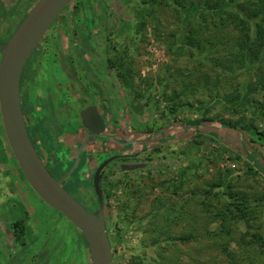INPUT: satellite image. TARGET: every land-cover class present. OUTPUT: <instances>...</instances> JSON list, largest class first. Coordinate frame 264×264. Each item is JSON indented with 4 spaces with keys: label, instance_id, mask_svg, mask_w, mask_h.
<instances>
[{
    "label": "rangeland",
    "instance_id": "374dc122",
    "mask_svg": "<svg viewBox=\"0 0 264 264\" xmlns=\"http://www.w3.org/2000/svg\"><path fill=\"white\" fill-rule=\"evenodd\" d=\"M0 1L3 2L0 8V43H7L32 9V5L24 6L30 0ZM37 1L34 0L33 3L36 4ZM143 1L145 0H74L69 5L72 10L70 11L68 6L51 28L56 24L55 27L50 28L51 33L48 32L45 37L51 47L62 48L64 52H68V16H89L94 8L97 13H102V4H105L117 21L115 37L110 45L119 50L117 67L121 95L113 96L112 90L106 88L111 78L106 52H100L99 60L91 58L75 63L77 80L84 77L93 82H85L87 93L91 95L90 99H95L98 103L106 99L108 104L118 106L116 114L122 118L118 135L127 140L144 142L126 151L127 155H137L125 163L111 167L104 181L108 233L113 250L112 264H156L154 260L157 254L166 246V262L227 264L228 259L220 248L223 242L214 237L213 232L216 231L217 224L202 211L200 204L203 197L199 194L208 190L209 184L219 181L220 178L233 181L234 187L245 190L251 196L264 190L262 179L247 173L245 159H235L239 152L240 136L219 124L223 120L236 121L243 112L240 110L239 114H233L229 109L233 104H225L224 98L208 102L205 109L196 103L193 106L174 108L175 104H180V99L170 98L174 87L177 91L181 90L180 82L184 77L179 76V83L172 84L169 88H165L166 82H160V79L164 80L167 66L183 70L187 65L191 66L193 60L188 61V64L183 59L176 64L171 61L163 41L168 40V36L173 32H178L175 12L171 8L160 7L159 11L153 14L154 21L159 23L156 27L149 17V11L142 6ZM11 12L15 14L10 18L8 16ZM145 20V28L137 33L138 26ZM96 29L99 34L96 38L92 37L91 44L89 45V41L84 42L86 50H92V47L96 46L95 40L98 41V47H103L105 34L100 38L101 29ZM155 29L161 33L163 41L156 39ZM100 54L98 53V56ZM76 64H81L80 69ZM128 68L132 70V75L128 73ZM52 71L54 68H51ZM122 74L128 78L130 87L125 85L127 78H122ZM60 77L59 73L52 72L51 82L63 84ZM253 78L252 74H247L238 81L250 82ZM189 80L194 81L192 78ZM115 89L114 91L118 92V87ZM100 92L108 98H101ZM73 95H76V92L73 91ZM202 96L206 98L208 92ZM200 97L198 94L196 98L191 97L190 101L194 103L195 100H201ZM247 99L244 98L243 102ZM84 102L88 103L87 100ZM74 104L72 102L73 106ZM238 108L243 109L241 106ZM205 110L208 114L204 113ZM204 117L217 119L205 122ZM33 122L34 116L30 115L29 125ZM198 122H204L199 130L196 128ZM257 124L262 125L260 122ZM191 126L195 128L190 129ZM37 129L40 133L36 148L38 152L42 151V157H45V153L50 154L51 148L62 155V146L57 144L56 134L47 127V122L40 121L36 131ZM62 139L67 153L73 156L78 146L76 138L67 136ZM108 143L107 140H98L96 145L106 146ZM96 145L88 150H95ZM249 147L259 149L264 155L262 143L261 146L250 143ZM111 150L116 151L119 148L112 146ZM46 161L47 158L44 160L47 164L49 160ZM70 167V163L56 167L54 175L59 178L67 173ZM16 168L6 152L0 124V247L6 242L10 245L11 239L6 241L4 238L8 224L24 220L27 225V240L36 239L37 247L42 245L40 241L43 236H48L43 245L59 256L53 257L49 264H89L90 258L85 248L80 246L76 230L71 227V232L66 231L65 239H61L69 221L45 204L29 188ZM77 173L72 177L71 186H65L66 191L90 209L94 189L79 172ZM213 204L217 202L213 201ZM260 224L264 226V217L260 218ZM248 228L249 225L244 224L240 230L245 231ZM166 232L171 240L184 236H192V240L187 243L165 242L167 237L160 239L159 235ZM11 245L13 246V241ZM234 250H237V246L232 243L229 251ZM0 255V263L5 264L6 253ZM30 256L31 252L28 257ZM250 256L254 258L256 251L250 253ZM17 264L31 262L29 259L20 262L17 260Z\"/></svg>",
    "mask_w": 264,
    "mask_h": 264
},
{
    "label": "trees",
    "instance_id": "16d2710c",
    "mask_svg": "<svg viewBox=\"0 0 264 264\" xmlns=\"http://www.w3.org/2000/svg\"><path fill=\"white\" fill-rule=\"evenodd\" d=\"M33 1L30 0L24 6L33 7ZM0 2L2 8L3 2ZM142 6L149 11V17L153 21V14L159 11L160 7L171 8L175 12L178 32H173L168 36V40L163 41V36L155 29L156 39L165 43L173 63L183 59L188 64V61L193 60L191 66L187 65L183 70L167 66L164 80L159 78L160 82H166L165 88H169L172 84L179 83V76L184 77L180 82L181 90L177 91L174 87L170 98L180 99V104H175L174 108L193 106L195 103L204 108L208 107V102L224 98L225 104H233L232 108L228 107L233 114H239L242 110L243 115L238 120H223L219 124L240 136L239 152L235 159L244 158L247 173L260 177L264 182V155L259 149L249 147L250 143L257 146L262 143L264 146V0H145ZM13 12L8 17L11 18L15 14ZM154 22L158 27L159 23ZM146 24V20L141 22L137 33L143 31ZM127 71L129 74L133 73L130 68ZM247 74H252L254 80L238 81ZM122 76L127 78L124 74ZM190 78L194 81L189 80ZM125 85L131 86L128 78L125 79ZM207 92L208 96L202 98ZM198 94L201 95V100L192 103L191 97L196 98ZM164 95L166 97V92ZM244 98H248L245 103ZM239 106L243 109H239ZM204 113L208 114L207 110ZM216 119L204 117L203 121ZM259 122L261 126H258ZM202 123L204 122L197 123L198 130ZM0 124L6 152L17 167L18 174L26 182L6 140L1 114ZM192 128L195 126L190 129ZM29 133L31 141L34 142L31 128ZM38 154L42 158L39 152ZM64 161L57 150L51 148V166H62L67 162ZM73 163L74 160L70 164ZM26 184L28 185L27 182ZM208 187V190L199 194L203 197L200 206L206 216L217 224L213 233L216 239L218 237L223 242L220 248L228 259L227 264H264V226L260 224V218L264 217V190L251 196L245 190L234 187L233 181H225L223 178ZM93 195L92 199L97 204L96 193ZM213 201L217 204H213ZM244 224H248L249 228L241 231ZM71 225L76 230L80 246L85 248L90 258L91 250L86 238L72 223ZM160 237H167L165 242L172 243H187L192 240V236L171 240L167 232L160 234ZM232 243L237 246V250L229 251ZM254 251L256 256L252 258L250 253ZM167 252V246L162 248L154 262L183 264L166 262Z\"/></svg>",
    "mask_w": 264,
    "mask_h": 264
},
{
    "label": "flooded vegetation",
    "instance_id": "af4514ba",
    "mask_svg": "<svg viewBox=\"0 0 264 264\" xmlns=\"http://www.w3.org/2000/svg\"><path fill=\"white\" fill-rule=\"evenodd\" d=\"M102 5V13H97L94 8L91 10L92 14L89 16H80L79 18L74 15L68 16L67 28L69 27V31L66 32L68 33V52H64V49L62 48L59 49L57 47H51V43L46 42L45 39L43 40L37 51L33 53L24 68L21 79V100L22 111L26 120L28 131L29 128H31L33 133L32 135L34 136L35 144L34 142L32 143L34 146L38 145V136L40 132L38 129L36 131V127L40 121H46L47 127H49L50 130L56 134L58 141L57 144L62 146L61 151L63 154L59 156L67 161L63 165L71 163L73 160L75 163L77 151L82 146L85 139L89 137V141L81 152L78 167L72 173L71 177L66 180L64 185H69L70 182L73 181L72 177L77 172H79L82 178L92 185L94 193H96L94 187V178L99 168L103 167L100 173L99 181L100 191L105 200V223L108 232L104 181L106 180L111 167L114 165L116 166V164L119 165V163H125L137 155H127L126 151L132 150L134 146L140 143L144 144V142H139L140 140H127L121 138L118 135V132L122 118H119L118 114H116V111L118 112V106L115 104L113 105V103L108 104L106 99H102L101 103H98L95 99L91 100V95L87 93L86 88V83H91V79L89 80L88 78L83 77V79L77 80L78 75L77 70L75 69V63H81V61L85 62L88 61V59L91 60V58H97L99 60V57H101L100 52L104 51L106 52V62L111 75L109 82L107 80L108 84L106 85V88L108 87L112 90L111 93L113 96L117 95L119 97L121 95L119 92V72L117 67L119 61V50L113 45H110L111 41L115 37L114 29L117 27V21L114 19L112 12L106 8L105 4ZM68 9L71 11V6H69ZM78 27L80 30H78ZM96 28L101 29V35H99L100 38H102L105 34L104 41L102 42L103 47H98V41L95 40L96 46L94 45V47L96 48L92 47V50H86V48H84V42L89 41L90 45V40L96 38V36H98L97 34H99ZM51 29L49 30V33H51ZM59 38L62 39L61 36ZM76 43L80 45H75ZM88 51L89 53H87ZM98 53L100 56H98ZM76 66L78 69H80L81 64H76ZM51 68H54V71L52 72H57L61 75L60 78L63 81V84L59 82H55L53 84L51 82ZM116 85L118 87V92L114 91L116 90L115 88H117ZM73 91L76 92V95H73ZM100 93L101 98H108L107 96L102 95V92ZM72 98H76V100H73ZM85 100L88 101L87 104H84ZM72 102L75 103V106L72 105ZM92 106H94L101 115V118L104 121V127L94 123L92 119H90L88 122L91 126V129L100 131L103 129L101 134L105 136V138L91 137L93 132L88 130L83 123L81 117L82 112ZM30 115L34 116V122L32 125H29L28 123ZM67 136L75 137V140L78 142V146L76 147L75 154L73 156H70L67 153V148L64 144V140L62 139V137ZM98 140H107L109 143L106 146H99L96 145ZM95 145L97 146L95 150H88L89 147H93ZM112 146L118 147L119 150H111ZM44 150L43 152H45ZM39 153L41 156L43 155L42 151ZM59 153L61 152H58V154ZM44 156L45 157H42L43 161L46 160V158L47 161L49 160V162L46 161L47 164H49H46V166L53 177H55L57 180H60L74 166L73 163L67 173L65 172V174L57 178L56 175H54V172L57 171L56 166H51V151L50 154L47 155L45 153ZM90 201L92 203V208H85L89 211L95 212L98 207V198L97 204L93 201V199H90ZM71 227L72 225L69 221L68 228H66L67 230L64 229L63 234L68 230L71 232ZM5 232L6 234L4 233V238L6 241L7 239H11L10 245L6 242V244H3L0 247V254L6 253L5 264H17V260L20 262L26 261L27 259L30 260L31 264H49L51 263L53 257L59 258L58 255H55L54 252L50 250V248H47L46 245H43L47 240V235L43 236V239L40 241L42 245L39 247H37L36 239L32 238L30 241L27 240V225L24 220L11 225L8 224ZM65 237L66 235L64 234L61 239H65ZM12 241L13 246L11 245ZM30 252L32 253V256L28 257ZM89 264H92V256L90 257Z\"/></svg>",
    "mask_w": 264,
    "mask_h": 264
},
{
    "label": "water",
    "instance_id": "95a60500",
    "mask_svg": "<svg viewBox=\"0 0 264 264\" xmlns=\"http://www.w3.org/2000/svg\"><path fill=\"white\" fill-rule=\"evenodd\" d=\"M37 1V0H36ZM74 0H38L7 43H0V114L10 150L33 192L50 208L61 213L86 238L92 264H112V245L105 223V200L100 191V167L94 178L98 198L95 212L87 210L64 188V183L78 167L80 155L89 137L77 151L71 170L60 180L55 179L32 143L22 111L21 79L24 68L41 45L52 25ZM93 138H105L103 130L91 129L92 119L101 127L104 121L94 106L81 114ZM110 138V137H109ZM112 139V138H110Z\"/></svg>",
    "mask_w": 264,
    "mask_h": 264
}]
</instances>
